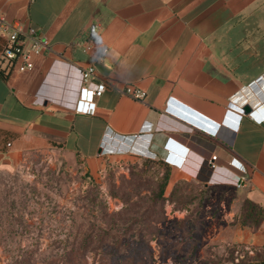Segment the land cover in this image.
<instances>
[{
  "label": "crops",
  "instance_id": "obj_1",
  "mask_svg": "<svg viewBox=\"0 0 264 264\" xmlns=\"http://www.w3.org/2000/svg\"><path fill=\"white\" fill-rule=\"evenodd\" d=\"M0 13L51 46L29 71H0V168L50 147L92 176L105 160L152 157L209 185L246 176L237 194L264 208V116L229 105L264 110V0H0ZM89 65L116 86L93 115L75 111ZM126 84L143 100L121 94ZM227 113L241 114L234 126ZM231 240L254 254L239 264H264V218Z\"/></svg>",
  "mask_w": 264,
  "mask_h": 264
},
{
  "label": "rangeland",
  "instance_id": "obj_2",
  "mask_svg": "<svg viewBox=\"0 0 264 264\" xmlns=\"http://www.w3.org/2000/svg\"><path fill=\"white\" fill-rule=\"evenodd\" d=\"M166 173L152 157L105 160L92 176L60 149L26 153L0 168V264L248 262L231 240L247 227L238 186Z\"/></svg>",
  "mask_w": 264,
  "mask_h": 264
},
{
  "label": "built area",
  "instance_id": "obj_3",
  "mask_svg": "<svg viewBox=\"0 0 264 264\" xmlns=\"http://www.w3.org/2000/svg\"><path fill=\"white\" fill-rule=\"evenodd\" d=\"M0 31L2 34V42L0 43V71L3 74H7L12 70H17L19 72L29 71L34 66L35 56L43 52L51 51V46L47 37L35 27L19 21L9 22L1 13ZM96 32L97 27L92 31L91 38L87 41L84 49L89 48ZM106 51V47L101 49V53H105ZM81 77L83 83L78 92L75 111L82 114L93 115L96 109V98L99 97L107 87L116 88V86L104 80H93L94 68L92 65L81 69ZM117 89L121 94L137 101H142L145 96L144 90L130 84L117 87ZM252 112H254V110H252ZM252 112L249 113V115L256 118L253 116ZM224 122L234 126V119L229 118L227 115ZM213 126L216 127L215 129L218 128V124H213ZM210 158L209 162L215 161L217 155L211 154ZM214 167V163L209 165L211 169ZM245 179L246 176H240L236 185L241 186Z\"/></svg>",
  "mask_w": 264,
  "mask_h": 264
},
{
  "label": "trees",
  "instance_id": "obj_4",
  "mask_svg": "<svg viewBox=\"0 0 264 264\" xmlns=\"http://www.w3.org/2000/svg\"><path fill=\"white\" fill-rule=\"evenodd\" d=\"M159 162L161 164H163V166L166 168L167 172L165 178H167L169 176V171L172 170V166L171 164H169L167 161L164 160H160ZM201 177V176H200ZM199 180L203 179L199 178ZM160 195H161V191H160ZM243 217L242 220L240 222L241 225L247 226V227H251V228H257L260 221L264 218V208H262L261 206L257 205L256 203L252 202L249 199H245L244 200V205H243ZM253 223H250V221Z\"/></svg>",
  "mask_w": 264,
  "mask_h": 264
},
{
  "label": "water",
  "instance_id": "obj_5",
  "mask_svg": "<svg viewBox=\"0 0 264 264\" xmlns=\"http://www.w3.org/2000/svg\"><path fill=\"white\" fill-rule=\"evenodd\" d=\"M230 106H232L233 108H235L236 110H238L241 114H247L249 115V113L252 112V108L245 104L243 105V107H238V106H235L234 104H229ZM259 109H256L254 110V112H252L253 114H255V112H257ZM241 114H232V113H227V116L229 118H233L234 119V124L236 123V121L239 120V118L241 117ZM264 116V110H261L260 111V114H258V117H263ZM227 122V121H225Z\"/></svg>",
  "mask_w": 264,
  "mask_h": 264
},
{
  "label": "bare ground",
  "instance_id": "obj_6",
  "mask_svg": "<svg viewBox=\"0 0 264 264\" xmlns=\"http://www.w3.org/2000/svg\"><path fill=\"white\" fill-rule=\"evenodd\" d=\"M258 112V113H257ZM257 112H255V114H253V116H255L256 114H260V112L259 111H257Z\"/></svg>",
  "mask_w": 264,
  "mask_h": 264
}]
</instances>
